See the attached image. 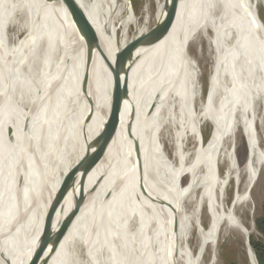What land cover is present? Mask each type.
<instances>
[{"label":"bare ground","instance_id":"1","mask_svg":"<svg viewBox=\"0 0 264 264\" xmlns=\"http://www.w3.org/2000/svg\"><path fill=\"white\" fill-rule=\"evenodd\" d=\"M159 1L154 14L146 4L140 20L136 13H128V8L133 10L130 0H0V188L23 142L26 106L31 100L36 105L30 149L9 189L5 214L4 193L0 195V233L4 224L7 233L2 251L8 264H33V253L38 264H122L130 258L134 264H203L209 249L214 264L224 227L244 238L249 264H256L246 244L251 230L236 211L247 203L264 167L255 139V125L264 130V69L259 61L264 43L257 0H179L172 14L167 2L174 6L176 0ZM72 16L80 26L73 25ZM8 21H13L11 28L8 25L14 32L11 47L4 33ZM199 28L212 33L216 54L208 103L193 112L181 102L177 86L193 71L190 64L179 66L184 48ZM76 29L90 33L98 48L84 43ZM141 39L143 44L137 46ZM15 41L17 52L10 56ZM178 68L177 75L172 73ZM25 69L30 73L31 95L24 90L27 83L19 86L20 77L26 81ZM117 69L121 85L112 77ZM13 72L16 78L10 76ZM225 79L230 81L228 91L223 88ZM118 86L122 107L112 126L109 111ZM238 90L243 115L238 111ZM75 99L76 113L65 118ZM82 105L87 121L96 120L95 130L81 121ZM176 107L183 109L177 123ZM203 118L214 120L203 154L190 159L176 146L174 165L167 166L159 145L179 138L189 120L196 124ZM240 128L247 148L246 179L243 190L237 187L228 201L224 184L217 189L216 170L232 159ZM7 129L10 137L4 145L2 134ZM65 132L72 139L69 150L63 143ZM101 154L104 159L95 164ZM76 165L60 212L48 222L62 182ZM233 171L231 166L227 169L224 183ZM185 176L189 182L182 188ZM16 181H24L17 198L11 192ZM184 204L194 206L193 216L207 204L209 214L206 228L197 223L196 242L189 251L184 243L190 245V238L178 217ZM112 245H117L113 254Z\"/></svg>","mask_w":264,"mask_h":264},{"label":"rangeland","instance_id":"2","mask_svg":"<svg viewBox=\"0 0 264 264\" xmlns=\"http://www.w3.org/2000/svg\"><path fill=\"white\" fill-rule=\"evenodd\" d=\"M130 1L132 3L133 10L131 8H128V13L130 15L136 13V15L140 18V20L143 18V8L146 4H148V7H149L150 12L152 14L155 13L156 7L160 5L159 0H155V1H153V0H146V1L145 0H130ZM178 1L179 0H176L175 9H176V6L178 7ZM229 4H230V2H229ZM230 7H231V5H230ZM231 9H232V7H231ZM255 10H256V13L258 16V21H259L260 26H261V31L259 30V35L261 36V41L264 43V0H257V5H256ZM232 12H233V9H232ZM175 16H176V13H175V15H173L172 21L175 20V18H176ZM102 21H103V18H102ZM8 25H10V28H11L13 25V21H8L6 26H5V29L7 31V36H8L7 37L8 43L10 45V44H13V42H14V41H11L13 38L12 34L14 32L13 31L10 32V30H8ZM107 26H109V24ZM152 28H153V26L150 28V30ZM151 32H152V30H151ZM236 32H237V30H236ZM196 33L197 34L193 35L192 38L190 39L191 43L189 42V44L184 48L182 61H181V64L179 66V68H180L181 65H183V64H187V65L190 64L193 67V71L186 73L187 78H184L183 80H181L182 82L180 81L178 83V86H177L178 88H179V86L181 88V89L179 88V92H181V94L183 96V97L180 96L182 98L181 102L183 101V102L188 103L187 108L193 112L195 110L197 111L199 109L198 107L200 106V104H203L205 101L207 102V97H208V94L210 93L209 79L214 72L213 68H214L215 54H216L214 42L212 39V36H213L212 33L209 31H206V30H202V28L201 29L199 28L198 32H196ZM11 36H12V38H11ZM119 37H120V32H118L116 34V38H119ZM246 38H247V35H246L245 40L242 44L240 56H241L242 50L245 46ZM210 39H212V40H210ZM236 40H237V38H236V33H235V46H236ZM143 42H144V39H141L137 43V46L142 45ZM15 45H16V41H15L14 49H13L14 53L10 54V56L16 55L15 52H17V46H15ZM234 50H235V48H234ZM240 56H239V61H240ZM261 58L264 59V45H263V48H260V55H259L260 64L262 65V67L264 69V65L262 63ZM21 63H23V62H21ZM179 68L175 72L173 71L172 73L177 75ZM232 73H233V71H232ZM83 75H84V77L88 75V72L85 69H84ZM10 76L16 78V72L11 73ZM189 77H191V78H189ZM29 78H30L29 72H28L29 83L27 81L23 80L24 77L23 78L20 77L19 79L17 78L19 81L20 87H22L23 84L27 83V85H25V89H24L25 91L30 90L29 87L31 86V83H30ZM26 86H28V87H26ZM228 86H230V81L228 79H225L223 82V88H225L226 91H228V88H227ZM21 90H23V89H21ZM82 90L83 89L81 87V91ZM217 90H219V89L217 88V89L213 90L211 95L212 96L215 95ZM237 92L239 94L238 95L239 98L237 101L238 107H239L238 111H240V114H242L243 109H241V106H243V100H242L243 98L241 97L242 95L240 94L239 90ZM30 95H31V93H30ZM187 95H188V97H187ZM217 95L218 94H216V97L218 98ZM231 98L232 97H230L227 101H230ZM222 99H224V98L222 97ZM239 99H240V101H239ZM176 104H178V103L176 102ZM77 105H78V99H75V101H72V103L70 104L69 108L66 111L65 118L71 119L74 116V114L76 113V110H77ZM27 106H26V108H27ZM85 108L86 107L82 105V107H81V112H82L81 113V121L83 123H87V126H90V127H92V129L95 130V128L97 127L96 120H93L91 122L87 121V119L85 118V116L87 114V111L85 110ZM70 109L72 112L70 111ZM182 110L183 109L181 107H176V111H175L176 113L174 112V110L170 112V114H172V113L176 114L175 115L176 118L174 120L175 123H177L178 121H180L182 119V116H183L181 114V112H183ZM32 113L36 114V105L35 104L32 108ZM172 117L173 116L171 115V118ZM65 118H63V122H64ZM24 119H25V117H24ZM177 119H179V120H177ZM213 125H214V120H212L211 118L200 119L196 124H193L189 120L185 124V126H184L185 130L182 132V134L179 138L176 139V137H175L170 142H168V144H162V145L160 144L159 145L161 147V148L160 147L159 148H160V152H161V157H163L162 160L165 162L166 165L168 164L167 166H169V167L173 166L174 164L173 165L171 164V158H172L171 156H174L175 154H177L176 153L177 152L176 146L182 148L184 151L183 152L184 154L182 153L183 156L184 155L188 156V157H190V159L192 158V156L194 158H196L198 155L201 156L203 154V152L206 148L207 142L211 136ZM25 129H26V127H25ZM171 130H172L171 131L172 133L176 132V127H174V128L171 127ZM169 131H168V134H170ZM263 133H264V130L261 129V126L259 124H256L255 125V139H256V141L259 142V147H261L262 150L264 149V141L262 142V140H264V139H262V138H264ZM97 134H99V133L98 132L95 133L96 136H97ZM2 137H3V139L1 142L2 143L4 142V145H5V143H7V141L9 140L10 130L9 129H7L6 131L4 130ZM203 138H207L206 141H204ZM45 143H46L45 137H44V134L42 132L41 133V144H42V148H43L44 152L47 150V147H46L47 144H45ZM63 143H64L65 148L67 150H69L70 146L72 145V139H71L69 133L65 132ZM29 149H30V141H29V144L26 148L25 153L22 156H19L21 149L17 153V155L15 157V159H17L16 160L17 166L15 167L16 170H15L14 176L10 182L8 190L5 193L2 192L0 194V195H2L4 193L3 199H4L5 204L4 203L3 204L5 206H2L4 214H5L6 206L8 203V199H6V198H8L9 189L12 185V182H13L15 176L17 175V173L21 169V166L24 162L23 159L26 158V155L28 154ZM236 149L237 150L234 153L232 159L231 160L229 159L228 161L224 162L222 165L219 166L218 170H216V176L219 178L217 189H220V187L224 184L223 190H224V193L226 194V197L228 198V201L231 200V198H233V195H234L237 187H239L240 191L243 190L245 179H246V173H245L244 166H245V161H246V156H247V151H246L247 148H246L245 137L243 136L241 128L238 130ZM82 150L85 151L84 148H82V149L80 148L81 153H82ZM104 156H105V154H102L98 158L97 164L100 161H102V159H104ZM237 159L239 161H237ZM230 166L234 169V171L224 183L226 171ZM237 180H238V183H237ZM188 182H189V177L185 176L184 178L181 179V183H180L181 185L180 186L182 188H184ZM14 183H15V185L12 188L11 192L14 194L15 198H17V196L19 195V192L21 191V188L23 187L24 181H22L21 183L16 181ZM251 188L252 189L249 193V196H248L249 199H248L247 203L245 205L240 206L237 209L236 213H237V216L243 221V223L245 224L247 229L251 230L250 235L257 236V233H256L255 229L253 228L254 227L253 221H254L255 216L259 212V209H260L262 202L264 201V167H262V169L260 170V172L256 178V181ZM199 194H200V192H197L195 194L194 198L199 196ZM138 206L140 208V205H138ZM162 206H163V203H162ZM184 207H185V204H184ZM192 209H194V206H193V208L185 207L182 210L183 212L180 211L178 213V217H182L181 228H183V230H185V233H187V239L190 238L189 239L190 245H188V246H190V248L187 246V244L184 243V248L186 251H189V249L193 248L194 244L196 242V229H197L196 225H197V223L198 224L200 223L199 226L206 228L208 225V220H209L207 204L206 205L205 204L200 205L199 210L200 209L201 210L199 211L198 216H193L194 214H193ZM26 216H27V213H25L24 217H26ZM196 217H198V221H197ZM5 232H6V227L4 224L2 233H0L1 244L3 243L4 239L6 238L7 233H5ZM121 238L125 239V235L120 234V239ZM117 245H119V242H117ZM117 245L116 246L112 245L113 246L112 251H111L112 254H113V252L116 253ZM245 249H246V247H245L244 238L236 232L227 231L226 228L224 227V228H222L219 243H218V246L216 248L215 254H216V260L217 261L214 264H230V263L249 264L248 256H247ZM194 255H195V253H194ZM168 258H171L170 255H168ZM135 261H136L135 259L130 258L129 260H127L126 262H124L122 264H134ZM210 263H211V250L209 249V251L207 250L205 256L203 257V264H210Z\"/></svg>","mask_w":264,"mask_h":264},{"label":"water","instance_id":"3","mask_svg":"<svg viewBox=\"0 0 264 264\" xmlns=\"http://www.w3.org/2000/svg\"><path fill=\"white\" fill-rule=\"evenodd\" d=\"M61 2L63 1L64 2V0H60ZM176 2V1H175ZM167 12H168V14H172V11H174V9H175V4H174V6L172 5H169L168 4V2H167ZM74 18V19H73ZM72 21H74L73 22V25L74 26H77V25H79L80 26V24H79V20L77 19V18H75L74 16H72ZM82 18H80V20H81ZM76 31H77V33H78V35L81 37V39H83V41H84V43H87L86 41H89L87 44H89L90 46H92L91 48H93V49H97L98 48V45H97V42L94 44L93 43V41L91 42V36H90V33L88 34L87 32L85 33V31H84V29H76ZM4 33H5V35H6V37H8L7 36V31H6V29H4ZM88 45V46H89ZM12 46V44H10V47ZM127 57H128V55H127ZM125 59V58H124ZM9 60H10V58H9ZM127 59H125V61H126ZM125 61L123 62V65L125 64ZM121 66V65H120ZM119 75V69H117V71L115 72V70L113 71V73H112V77H113V79H114V82H118V81H116V76H118ZM25 77H26V81L29 83V80H28V71H27V69H25ZM119 84L118 85H121V83L120 82H118ZM115 84V83H114ZM114 89H115V87H114ZM28 91V94L30 95V91L29 90H27ZM116 95L115 96H113L112 97V99H113V103H112V106H111V109H110V120L112 121V126H115L116 124H117V122H118V118H119V110L121 109V107H122V98H121V96L122 95H120V93H121V91L119 90V86H118V89H117V91H116ZM33 106H34V103H33V101L31 100L30 102H29V104H28V107H27V110H26V131H25V135H24V138H23V142H22V145H21V150H20V154H19V156H22L24 153H25V151H26V148H27V146H28V144H29V141H30V120H31V117L33 116V117H35L36 116V114H34V113H32V108H33ZM106 137V136H105ZM105 137H103L102 139H104ZM102 139H101V141L100 142H102ZM99 141L97 142V145L100 143ZM102 155V154H101ZM101 155H98V157L96 158V161L94 162L95 164L97 163V160H98V158L101 156ZM262 157H263V159H264V154H263V150H262ZM18 158V157H17ZM16 160L17 159H15V160H13V163H12V165H11V169H10V172L7 174V176L5 177V179H4V181H3V183H2V185H1V188H0V194L2 193V192H6L7 190H8V188H9V185H10V182H11V180H12V178H13V176H14V173H15V167H16ZM77 166L78 165H76L75 167H73V168H71L70 170H69V173H68V175H67V177L63 180V182H62V190H61V193H60V195H59V197H58V200H57V202H56V207H55V209L52 211V213L49 215V217H48V222H51V221H54L56 218H57V216H58V214H59V212H60V208H61V206H62V204H63V200H64V198H65V195H66V193H67V190H68V187H69V185H70V181H71V179H72V176L74 175V171H75V168H77ZM44 235V234H43ZM52 243V242H51ZM54 244V243H53ZM246 244L248 245V246H250L249 245V236L247 237V242H246ZM251 249V248H250ZM31 260H32V263L33 264H38V262L35 260V258H34V253L32 254V256H31ZM0 264H8V262L4 259V256H3V251H2V244H1V241H0ZM257 264V263H256Z\"/></svg>","mask_w":264,"mask_h":264},{"label":"trees","instance_id":"4","mask_svg":"<svg viewBox=\"0 0 264 264\" xmlns=\"http://www.w3.org/2000/svg\"><path fill=\"white\" fill-rule=\"evenodd\" d=\"M207 138H203L206 141ZM203 141V142H204ZM205 143V142H204ZM264 154V149H263ZM257 236H249V245L257 264H264V201L253 221ZM234 264V263H230Z\"/></svg>","mask_w":264,"mask_h":264}]
</instances>
